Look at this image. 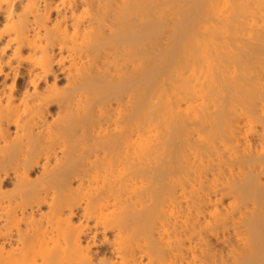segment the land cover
Returning <instances> with one entry per match:
<instances>
[{
  "label": "bare ground",
  "instance_id": "1",
  "mask_svg": "<svg viewBox=\"0 0 264 264\" xmlns=\"http://www.w3.org/2000/svg\"><path fill=\"white\" fill-rule=\"evenodd\" d=\"M0 264H264V0H0Z\"/></svg>",
  "mask_w": 264,
  "mask_h": 264
}]
</instances>
